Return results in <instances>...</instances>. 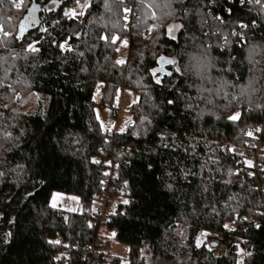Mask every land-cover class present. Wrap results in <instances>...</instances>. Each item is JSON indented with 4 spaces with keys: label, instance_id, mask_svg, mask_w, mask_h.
<instances>
[{
    "label": "trees",
    "instance_id": "trees-1",
    "mask_svg": "<svg viewBox=\"0 0 264 264\" xmlns=\"http://www.w3.org/2000/svg\"><path fill=\"white\" fill-rule=\"evenodd\" d=\"M74 1L0 0V264H121L89 252L101 229L128 246L126 264H146L144 248L172 264H238L239 252L264 264V156L254 179L244 155L264 118V0H90L81 21L65 17ZM98 81L102 107L137 96L122 132L99 127ZM108 161L122 201L95 226L84 209L54 221L52 193L90 205ZM200 232L225 253L198 246ZM74 249L82 261L61 254Z\"/></svg>",
    "mask_w": 264,
    "mask_h": 264
},
{
    "label": "rangeland",
    "instance_id": "rangeland-1",
    "mask_svg": "<svg viewBox=\"0 0 264 264\" xmlns=\"http://www.w3.org/2000/svg\"><path fill=\"white\" fill-rule=\"evenodd\" d=\"M89 2L90 0H88V5H89ZM84 3H85V0H80L79 3H77V0H75L73 6L69 7L66 10V12H69L70 10L74 11L75 14L74 15L65 14V17L67 19H72L74 21H81V19L83 18L86 12V9L88 8V6L82 7ZM81 12L83 13L82 15L80 14ZM176 30H177L176 25H170L168 29L169 35L171 36L174 35ZM0 34H1V27H0ZM127 56H128L127 43L122 41L117 46V53H116L115 59L117 62L123 61V63H125V61L127 60ZM106 87L107 85L104 82L98 81L94 84L92 102L95 105L94 107L95 118L99 124L100 129L104 133L110 134L113 131L122 132L121 129H123L124 131L130 123V120H131L130 113H129L130 107L132 106V104L136 102L137 96L135 93H133L130 90L119 91L116 95V99L114 102L115 104L114 108H117L118 103H119L120 113L118 114L117 118L113 119L111 118L110 115L114 110L112 109L110 110L109 108L100 106L103 95L106 91ZM236 113H239V110H236L232 114V116H234ZM258 164H260L259 161H258ZM239 169H241V167ZM121 201L122 199L119 198L118 201H115L113 204H111V208H113L118 202H121ZM50 205L52 207L53 220L61 224H68L69 219H70V214L72 212L81 211L83 209L94 211L95 208L99 205V202L97 200H94L93 202H91L90 205L81 206L78 201V198L75 195L67 194L63 192H53L50 197ZM101 234L106 235V237L112 241V245L109 248V252L112 254V256L119 258L121 261V264H126V259H127L128 250H129L128 246L114 241L112 231L105 232L104 229H101ZM206 235H207V232L205 233L200 232L196 237V244L198 246H203L204 248L210 250L212 255L215 257L224 254L226 248L222 244L221 238L218 235H216L218 240L215 243H218V245L212 246V244L207 242ZM141 252L144 256L146 264H172V263H168V262L161 261L158 259L153 260V258H151L149 251L146 248H144ZM243 257H244V253L239 252L238 261H237L238 264L242 263Z\"/></svg>",
    "mask_w": 264,
    "mask_h": 264
},
{
    "label": "built area",
    "instance_id": "built-area-1",
    "mask_svg": "<svg viewBox=\"0 0 264 264\" xmlns=\"http://www.w3.org/2000/svg\"><path fill=\"white\" fill-rule=\"evenodd\" d=\"M123 1V0H120ZM125 9H131V6H127ZM132 11L125 12V26L130 27L133 25L132 23ZM128 36L125 37V41H128ZM120 113L119 103L117 108L111 113V118L115 119L118 117ZM114 132V131H113ZM112 133V132H111ZM110 133V134H111ZM253 137V147L249 150L244 151L245 158L249 160L250 168L249 174L252 178L256 179L257 174L261 171V165L258 164V158L260 156H264V118L256 125L255 131L252 134ZM135 144L133 142H129L123 147V151H129L133 148ZM108 178L103 182V189L100 194L97 195L96 200L99 202V205L92 211L91 218L89 221V226H95L100 222L104 221L105 216L112 211L111 204L119 199V193L121 191V187L116 184V175L113 173L114 166L110 161H108ZM244 170V169H243ZM242 170V175L245 173ZM261 191V190H260ZM207 242L210 244L218 245V238L216 235L207 233L206 235ZM98 248L95 246H91L89 248L90 253H94L95 250H100L103 254V258L106 262H111L113 259L112 254L109 252V248L112 245V241L108 238H102L98 243ZM62 256L65 259H69L71 262H79L85 258V253L74 249L73 252H68L65 250L61 251Z\"/></svg>",
    "mask_w": 264,
    "mask_h": 264
},
{
    "label": "snow or ice",
    "instance_id": "snow-or-ice-1",
    "mask_svg": "<svg viewBox=\"0 0 264 264\" xmlns=\"http://www.w3.org/2000/svg\"><path fill=\"white\" fill-rule=\"evenodd\" d=\"M80 2V0H77V3H79ZM241 2L243 3L244 2V0H241ZM256 2H259V0H256ZM23 3V0H21V2L20 3H16L15 4V6L17 7V8H20L21 7V4ZM141 3H143V0H141ZM88 6V0H85V3H84V5H82V7H87ZM131 11V9H125V12H130ZM66 15H74L75 13H74V11H69V12H66L65 13ZM81 15L83 14L82 12L80 13ZM241 27H247V25H241ZM5 35H7V33H5ZM105 39H108L107 37H104ZM117 38L116 37H112V42H115V40H116ZM126 43V42H125ZM32 50H35V49H32ZM168 63H174L173 61H167ZM118 63H123V61H118ZM157 82H159V81H157ZM171 103V102H170ZM239 117V113H236L234 116H231L230 117V119H233V120H235V119H237ZM121 131H123V129H121ZM249 135H251V133H249ZM125 203H127V201H125ZM54 206V205H53ZM225 227H227V225L225 226ZM56 243H58V242H56Z\"/></svg>",
    "mask_w": 264,
    "mask_h": 264
},
{
    "label": "water",
    "instance_id": "water-1",
    "mask_svg": "<svg viewBox=\"0 0 264 264\" xmlns=\"http://www.w3.org/2000/svg\"><path fill=\"white\" fill-rule=\"evenodd\" d=\"M212 246H215V244H212Z\"/></svg>",
    "mask_w": 264,
    "mask_h": 264
}]
</instances>
